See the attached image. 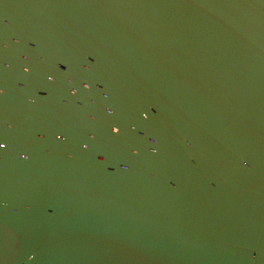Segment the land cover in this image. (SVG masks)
<instances>
[{"label":"water","instance_id":"95a60500","mask_svg":"<svg viewBox=\"0 0 264 264\" xmlns=\"http://www.w3.org/2000/svg\"><path fill=\"white\" fill-rule=\"evenodd\" d=\"M0 143V264H264V0H0Z\"/></svg>","mask_w":264,"mask_h":264},{"label":"snow or ice","instance_id":"6c2138e0","mask_svg":"<svg viewBox=\"0 0 264 264\" xmlns=\"http://www.w3.org/2000/svg\"><path fill=\"white\" fill-rule=\"evenodd\" d=\"M118 131V129H117ZM5 147V145L3 143H0V150H2Z\"/></svg>","mask_w":264,"mask_h":264}]
</instances>
